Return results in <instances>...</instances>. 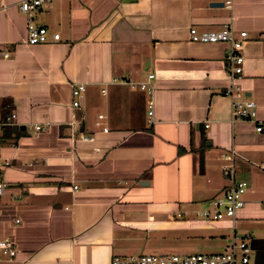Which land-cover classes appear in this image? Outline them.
I'll return each mask as SVG.
<instances>
[{
  "label": "crops",
  "instance_id": "obj_1",
  "mask_svg": "<svg viewBox=\"0 0 264 264\" xmlns=\"http://www.w3.org/2000/svg\"><path fill=\"white\" fill-rule=\"evenodd\" d=\"M20 1L0 0V113L14 114L0 142L11 161L0 237L17 248L0 264H111L113 255L184 249L168 239L203 225L225 245L251 234L264 264V0H51L30 16L60 39L35 45L25 42ZM225 25L247 33L233 82L228 45L189 34ZM148 73L151 117L144 92L112 82ZM75 84L85 85L79 107ZM232 84L256 103L257 122L231 119L222 91ZM230 149L234 179L247 183L233 221L175 217L228 186L221 154Z\"/></svg>",
  "mask_w": 264,
  "mask_h": 264
},
{
  "label": "built area",
  "instance_id": "obj_2",
  "mask_svg": "<svg viewBox=\"0 0 264 264\" xmlns=\"http://www.w3.org/2000/svg\"><path fill=\"white\" fill-rule=\"evenodd\" d=\"M51 0H22L19 2V11L26 16V38L25 42L29 45L49 43L58 41L60 36L57 32L49 34L47 27L36 23L30 13L41 9ZM224 5L231 7V1L226 0ZM190 39L202 43H226L228 49L224 55L226 71L230 81L240 78L242 73L243 56L240 49L247 38L245 31L236 32L230 25H225L218 31H207L198 33L195 28L189 30ZM153 73H148L145 79L140 81H129L124 79H113L112 82H119L144 92L147 95L146 107L148 117L152 116V93ZM85 90L84 84H75L71 87V95L74 98L72 107L80 106V99ZM104 92V91H103ZM231 100V119L233 121L257 122V105L250 98L244 95L239 86L232 84L222 91ZM101 118V116H99ZM14 114L7 115L0 113V142L2 128L13 125ZM98 124V123H96ZM208 125L206 124L205 127ZM34 129H43L40 125H35ZM261 125L255 127L256 132H260ZM103 128V131H106ZM234 157L233 149L221 154L222 173L229 179V184L218 195L209 200L208 206L202 209L191 211H179L175 214L177 218L192 216L195 221L200 223H213L220 221H233L236 211L244 205L243 195L247 189L245 181L234 179ZM11 165V161L0 157V203L8 184L2 177V171ZM264 208V197L260 201ZM15 223L19 220L15 219ZM252 235L247 233L243 237L232 238L224 250L216 253H193V254H139V255H113L111 264H256L254 261V251L251 245ZM17 256L15 242L11 239L0 237V261H12Z\"/></svg>",
  "mask_w": 264,
  "mask_h": 264
},
{
  "label": "rangeland",
  "instance_id": "obj_3",
  "mask_svg": "<svg viewBox=\"0 0 264 264\" xmlns=\"http://www.w3.org/2000/svg\"><path fill=\"white\" fill-rule=\"evenodd\" d=\"M208 228H210V225H203L201 227H198V229L195 231L194 230L189 231L188 233L191 236L184 237L183 235L182 239L180 238L168 239L167 246H172L174 244L176 246H180L179 243H182V247H184V249H171L167 247L164 250H160L158 252H152V253L147 252V253L184 255V254H193V253H216L224 250V248L227 246L223 244L222 240L224 237L217 233H215L216 235H213L215 231H211ZM177 236H180V234L177 233L175 237ZM189 247H197V249L188 250Z\"/></svg>",
  "mask_w": 264,
  "mask_h": 264
},
{
  "label": "trees",
  "instance_id": "obj_4",
  "mask_svg": "<svg viewBox=\"0 0 264 264\" xmlns=\"http://www.w3.org/2000/svg\"><path fill=\"white\" fill-rule=\"evenodd\" d=\"M2 130H3V135H2V139H4L5 138V136H6V133L8 132L9 133V131H10V129H9V127H5V128H2ZM2 139H1V141H2Z\"/></svg>",
  "mask_w": 264,
  "mask_h": 264
},
{
  "label": "water",
  "instance_id": "obj_5",
  "mask_svg": "<svg viewBox=\"0 0 264 264\" xmlns=\"http://www.w3.org/2000/svg\"><path fill=\"white\" fill-rule=\"evenodd\" d=\"M210 6H211V7L222 6V3L212 2V3H210Z\"/></svg>",
  "mask_w": 264,
  "mask_h": 264
}]
</instances>
